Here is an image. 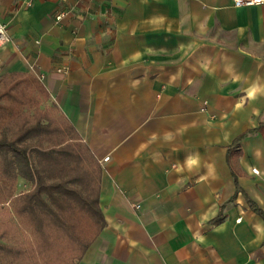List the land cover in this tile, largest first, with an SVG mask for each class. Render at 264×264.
Returning <instances> with one entry per match:
<instances>
[{
	"label": "crops",
	"instance_id": "1",
	"mask_svg": "<svg viewBox=\"0 0 264 264\" xmlns=\"http://www.w3.org/2000/svg\"><path fill=\"white\" fill-rule=\"evenodd\" d=\"M0 21V80L37 77L102 168L78 264H264V3L0 0Z\"/></svg>",
	"mask_w": 264,
	"mask_h": 264
},
{
	"label": "trees",
	"instance_id": "2",
	"mask_svg": "<svg viewBox=\"0 0 264 264\" xmlns=\"http://www.w3.org/2000/svg\"><path fill=\"white\" fill-rule=\"evenodd\" d=\"M48 98L30 73L1 77L0 264H78L105 226L101 165Z\"/></svg>",
	"mask_w": 264,
	"mask_h": 264
},
{
	"label": "built area",
	"instance_id": "3",
	"mask_svg": "<svg viewBox=\"0 0 264 264\" xmlns=\"http://www.w3.org/2000/svg\"><path fill=\"white\" fill-rule=\"evenodd\" d=\"M264 0H234V5L236 7L243 6H254L263 4ZM71 10H62L56 16L55 20L60 22L64 17L69 15ZM11 37L8 31V26L0 21V46L10 42ZM109 157L104 158V161H108Z\"/></svg>",
	"mask_w": 264,
	"mask_h": 264
},
{
	"label": "rangeland",
	"instance_id": "4",
	"mask_svg": "<svg viewBox=\"0 0 264 264\" xmlns=\"http://www.w3.org/2000/svg\"><path fill=\"white\" fill-rule=\"evenodd\" d=\"M43 107H45L44 104H43ZM27 187H28L27 184H22V185L20 186V190H25Z\"/></svg>",
	"mask_w": 264,
	"mask_h": 264
}]
</instances>
